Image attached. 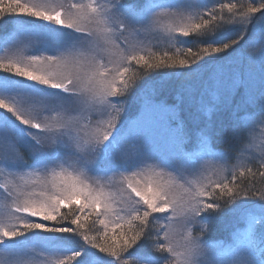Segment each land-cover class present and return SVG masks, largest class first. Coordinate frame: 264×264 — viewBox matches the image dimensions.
I'll list each match as a JSON object with an SVG mask.
<instances>
[{
    "label": "snow or ice",
    "instance_id": "6c2138e0",
    "mask_svg": "<svg viewBox=\"0 0 264 264\" xmlns=\"http://www.w3.org/2000/svg\"><path fill=\"white\" fill-rule=\"evenodd\" d=\"M5 16L30 19L0 37V264H264V0H0ZM238 47L247 65L205 88L258 92L227 150L147 94L123 119L154 74ZM225 212L228 238L209 239Z\"/></svg>",
    "mask_w": 264,
    "mask_h": 264
},
{
    "label": "trees",
    "instance_id": "16d2710c",
    "mask_svg": "<svg viewBox=\"0 0 264 264\" xmlns=\"http://www.w3.org/2000/svg\"><path fill=\"white\" fill-rule=\"evenodd\" d=\"M125 2H130V0H125ZM21 18H25L21 16L20 18L17 16H5L3 19H0V37L5 36L10 33V27H12V23L10 21L17 19L21 20ZM30 19V18H29ZM195 37H189V41H194ZM189 46L195 47V43H190ZM241 48V47H240ZM223 55V54H221ZM210 60H208L205 64H202L199 68L201 71L197 74V72H193L191 74H185V76L177 75H170L167 73L161 74H154L150 81L147 82L148 89L149 87L153 86L154 89L157 90L159 87L161 88V93L154 98V96L148 95L152 100L157 102H162L169 106H175V108L179 111V117L177 118L180 121L187 119L189 121L190 115L195 116L198 113V104H195L194 107H191L194 104H191L193 101L194 103L198 102V97L204 95L205 93V85H208V77L211 72V65ZM2 78V76H0ZM139 86L145 87L144 84ZM137 90L133 92L127 98L126 106L129 105L130 107L127 109L124 114L123 119L128 120L132 115H135L139 112L140 105L138 101H136V97H138ZM204 102V98H203ZM239 100H234L229 106L221 105L217 106L218 108H214L213 114L206 120L201 119L204 117L203 115L198 119V121L185 124L188 128H192L197 124L200 127L208 126L212 129L213 135V148L216 150H227L230 144H234V141L230 139L232 132H231V122H232V112L233 110L239 106ZM192 108V109H191ZM220 108V109H219ZM177 112V111H176ZM216 113V114H215ZM178 114V113H177ZM223 129L222 134H216ZM232 156L235 157V153H232ZM234 161L235 159H231ZM231 164V162H229ZM66 211V209H65ZM228 216V212L222 214L218 220V222L214 225V231L210 234L209 239L216 240V239H225L228 234L221 233L222 231L219 230L223 225L220 224V221L223 222L224 219ZM217 231V232H216ZM228 231V230H227ZM230 232V231H228Z\"/></svg>",
    "mask_w": 264,
    "mask_h": 264
},
{
    "label": "rangeland",
    "instance_id": "374dc122",
    "mask_svg": "<svg viewBox=\"0 0 264 264\" xmlns=\"http://www.w3.org/2000/svg\"><path fill=\"white\" fill-rule=\"evenodd\" d=\"M207 2L209 4H212V3H217V2H231V0H207ZM28 20H29V18L25 17V18H21L20 21L17 20V19H14V20L10 21V23L13 24L12 27H10V29H11L10 33L14 30V28L17 25H19L21 23H26ZM253 27L256 29L257 34H259V27H260L259 14H257L256 19H254V21H253ZM251 34H252V29H251L250 35ZM226 35H231V36L234 37L235 36V31L228 32V33H226ZM1 37H3V36H1ZM145 39H148V38H145ZM187 39L189 40V38H187ZM43 50L44 49H43L42 45H34L33 47L28 49L26 54H37L38 55V54H41V52ZM241 50H242V48L238 47V48L235 49V51H230L229 53H225L226 56L224 57V60L222 62H220V63H216L215 64V63H213L214 61L210 62L212 64L210 65L211 66V68H210L211 72H210V75H209V77L207 79L208 83H209V80L211 79L213 73L216 70L221 69V68L223 69L225 79H227V77L230 76L233 73H239V71L241 70L242 66H246L247 65L246 58L245 59H241L240 58ZM0 54H2V52H0ZM256 66L257 67H255V73L258 76V74H259V65L257 64ZM200 71H201L200 69L196 70L197 74ZM155 87L151 86L148 89V86H147V88L142 87V86H138V88L136 89L137 90L136 93H138V97H136V101H138L139 103L143 104V100H144L145 94L148 95L149 93H152L151 90L154 89ZM206 87H207V85H205V88ZM161 91L162 90L159 87L157 90L154 91V94L152 93L150 95L154 96V98H155L161 93ZM236 96H238V97H236ZM198 98H199V102H201V100H203V98H204V103L207 105L208 108L211 109V111H206V112L204 111V118H206V120L210 117V115L213 114L215 105H216V108H218L217 106H221V105H226V104L230 105L234 100H236L238 98H241L239 100V103H240L239 106L241 108H246L247 111H258L259 108H260L258 92L255 93L254 95L250 96L249 93L246 91V89L243 86H239V87H237L235 89H232L231 91H222L221 93H219L215 97H212V96L204 93V95H201ZM156 103H160V102H156ZM142 104H141V106H142ZM141 106H140V108H141ZM126 107L128 109L130 106L127 105ZM137 115L138 114H136V116ZM136 116L132 115L128 120L134 119ZM257 140H259V127H258V131H257ZM188 148H189V150H191V145H189ZM20 151H21V153L24 154L25 158L27 159V151L23 147L20 148ZM28 162L31 163V160H28ZM229 162L234 163L235 160L234 161L230 160ZM101 167H104V165L101 164ZM2 180H3V177L0 176V181H2ZM235 223H236V215L233 212H228V216L224 219V221L223 222L220 221V224L223 225V226L221 228H219V230L222 231L221 233H227L228 236H229L230 232H228V231L232 230V228L235 225ZM176 227H177L178 230L182 227V221H180L179 219L176 221ZM228 236L225 239H227Z\"/></svg>",
    "mask_w": 264,
    "mask_h": 264
}]
</instances>
